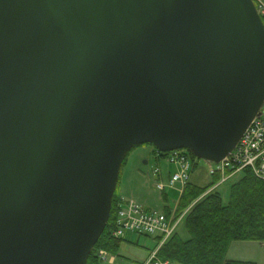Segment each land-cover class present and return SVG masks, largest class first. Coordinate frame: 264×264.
Segmentation results:
<instances>
[{"label":"water","instance_id":"95a60500","mask_svg":"<svg viewBox=\"0 0 264 264\" xmlns=\"http://www.w3.org/2000/svg\"><path fill=\"white\" fill-rule=\"evenodd\" d=\"M263 107L253 0H0V264H88L133 148L220 163Z\"/></svg>","mask_w":264,"mask_h":264},{"label":"trees","instance_id":"16d2710c","mask_svg":"<svg viewBox=\"0 0 264 264\" xmlns=\"http://www.w3.org/2000/svg\"><path fill=\"white\" fill-rule=\"evenodd\" d=\"M137 147L127 154L123 162L109 222L91 253L88 264H105L98 257L97 252L100 250H105L112 257H117L125 241L124 237L115 238L113 231L117 227L119 207L124 203L119 193L122 170L129 155ZM186 152L196 168L198 159L191 151L186 150ZM239 174L241 177L231 186L228 203L224 202L218 188L230 179L218 185L221 181L220 175L211 176L213 182L207 187H199L191 181L185 186L176 211V218L179 219L181 216L183 218L173 235L159 251L160 259L168 260L171 264H255L227 259L233 243L258 242L264 244V181L257 178L249 169ZM163 195L165 202L168 203L167 193ZM164 213L167 217L171 216L172 209L169 205L165 207ZM182 223L188 233L187 239L179 233ZM154 239L156 248L162 238L155 237Z\"/></svg>","mask_w":264,"mask_h":264},{"label":"rangeland","instance_id":"374dc122","mask_svg":"<svg viewBox=\"0 0 264 264\" xmlns=\"http://www.w3.org/2000/svg\"><path fill=\"white\" fill-rule=\"evenodd\" d=\"M154 152L152 145L140 146L131 152L122 170L119 193L124 202L132 200L148 211L164 212L167 205L171 209L176 208L181 186L167 187L165 192H161L157 188L160 180L163 184H168V176L173 175L177 167L170 164L165 158H156ZM212 167L213 165L207 161L197 160L190 181L199 187L209 186L213 182L210 175ZM155 169L160 170L161 178L154 174ZM240 177L241 174H238L218 188L225 203L229 201L232 184ZM163 193H167L168 203L165 202ZM179 233L184 239L188 238L184 223L180 225ZM124 238L125 241L122 243L114 263H110L112 256L107 252V257H110L105 264H143L156 246V240L152 236L127 233ZM227 259L264 264V244L258 242L233 243Z\"/></svg>","mask_w":264,"mask_h":264},{"label":"built area","instance_id":"2783aa9c","mask_svg":"<svg viewBox=\"0 0 264 264\" xmlns=\"http://www.w3.org/2000/svg\"><path fill=\"white\" fill-rule=\"evenodd\" d=\"M257 12L264 21V0H253ZM156 158H165L170 164L177 167L173 175H169L168 184L162 181L157 184L160 191H165L167 187L175 188L181 186L180 193L190 181V174L193 163L186 151L177 150L170 153L156 154ZM249 169L260 180L264 181V107L260 117L256 118L248 127L243 137L235 149L220 163L213 164L210 175H220L222 184L243 170ZM154 174L161 178L159 169L154 170ZM177 207L172 211L170 217L163 212L148 211L135 201H125L120 205L117 217V227L113 231L115 238H123L127 233L138 235H149L161 237L162 240L151 253L145 264H171L168 260L159 258L158 253L165 242L173 235L183 216L176 218ZM107 252L99 251L98 257L103 262H108ZM112 262V261H110Z\"/></svg>","mask_w":264,"mask_h":264},{"label":"flooded vegetation","instance_id":"af4514ba","mask_svg":"<svg viewBox=\"0 0 264 264\" xmlns=\"http://www.w3.org/2000/svg\"><path fill=\"white\" fill-rule=\"evenodd\" d=\"M152 146H153V145H152ZM153 147H154V146H153ZM154 151H155L154 153H156V152H157V149H156L155 147H154Z\"/></svg>","mask_w":264,"mask_h":264},{"label":"crops","instance_id":"0c3cea01","mask_svg":"<svg viewBox=\"0 0 264 264\" xmlns=\"http://www.w3.org/2000/svg\"><path fill=\"white\" fill-rule=\"evenodd\" d=\"M114 261H115V258H114Z\"/></svg>","mask_w":264,"mask_h":264}]
</instances>
